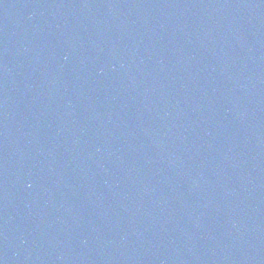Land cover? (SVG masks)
Instances as JSON below:
<instances>
[{
	"label": "water",
	"instance_id": "95a60500",
	"mask_svg": "<svg viewBox=\"0 0 264 264\" xmlns=\"http://www.w3.org/2000/svg\"><path fill=\"white\" fill-rule=\"evenodd\" d=\"M0 264H264V0H0Z\"/></svg>",
	"mask_w": 264,
	"mask_h": 264
}]
</instances>
